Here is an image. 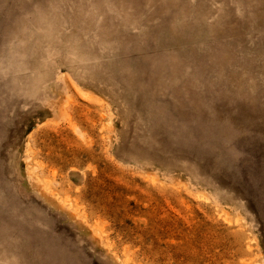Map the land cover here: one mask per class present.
Here are the masks:
<instances>
[{
    "label": "rangeland",
    "instance_id": "obj_1",
    "mask_svg": "<svg viewBox=\"0 0 264 264\" xmlns=\"http://www.w3.org/2000/svg\"><path fill=\"white\" fill-rule=\"evenodd\" d=\"M0 264H264V0H0Z\"/></svg>",
    "mask_w": 264,
    "mask_h": 264
}]
</instances>
